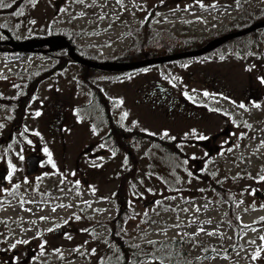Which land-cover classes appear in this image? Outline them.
<instances>
[{
    "label": "rangeland",
    "instance_id": "1",
    "mask_svg": "<svg viewBox=\"0 0 264 264\" xmlns=\"http://www.w3.org/2000/svg\"><path fill=\"white\" fill-rule=\"evenodd\" d=\"M15 2L0 17L11 37L73 32L74 44L99 61L132 50L131 29L147 18L153 36H160L154 41L177 43L212 39L264 14V0H4ZM261 30L250 35L251 50L236 40L206 57L123 75L70 62L41 78L15 127L19 107L0 98V264H264ZM48 54L0 51V96L17 92L23 67L57 62ZM82 77L117 100L110 109L117 123L169 145L155 143L159 151L150 140H138L134 155L108 149L107 128L85 106L95 102ZM35 155L37 167L28 173L27 158ZM119 192L132 213L123 226L125 243L177 240L171 253L155 250L132 263L139 253L117 258L104 239Z\"/></svg>",
    "mask_w": 264,
    "mask_h": 264
},
{
    "label": "trees",
    "instance_id": "2",
    "mask_svg": "<svg viewBox=\"0 0 264 264\" xmlns=\"http://www.w3.org/2000/svg\"><path fill=\"white\" fill-rule=\"evenodd\" d=\"M18 2L11 4L12 7L0 8V17L6 16L11 10H13L17 6ZM244 13H245V11L243 12V14ZM262 17H264V14L255 16V21L261 20ZM253 21H254V19H253ZM150 22H151V19L147 18L144 21V23H142L141 26L131 29V34H132L133 38L136 40V42H135L136 44H134L132 47L133 49L131 48L132 50L126 49L116 58H112L111 60H101V61H117V62L134 61V60H139V59H143L146 57H152V56H157V55H162V54H169V53L189 50V49H186L185 46H190V47H192L191 49H195V48H198V47L204 45L206 42H208L210 40L208 38H205L202 41H197V39L195 37H190V38L186 39V41H183V42L177 41V43H165L164 41L163 42L162 41H154L156 38H159L160 36H156V35L153 36V33L155 31H154V28L151 26ZM246 26L247 25H245L243 27H246ZM243 27H240V28L236 27V28H231V29L229 28V31L238 30V29H241ZM0 28H2V27L0 26ZM261 29L264 30V27L256 29L250 33L245 34V35L230 39V40L226 41L225 43L221 44L220 46H218L217 48H215L214 50L221 49L222 47H224L228 44H232L233 41H236V40L247 41L248 43H245V45H249V50H251L250 41H248V39H249L250 35L254 34L256 31L261 30ZM262 30H261V32H264ZM53 34H60V35L65 36L71 42V44L74 46L75 51L79 55H82L83 57H86V58H89L92 60L99 61L96 57H93L90 54H86L84 52L85 50L83 47H80V46H77L74 44L73 32L68 33V32L59 31V33H52V32L49 33V35H53ZM75 34H78V33L75 32ZM34 37H36V36H34ZM161 42H162V44H161ZM159 43H160L161 47L157 51L155 44H159ZM256 44L258 46L261 45V43L259 42V39H257V38H256ZM212 51H210L206 54L200 55V56L188 57V58H183V59L189 60V59H198L201 56L206 57V55H208ZM248 52H250V51H248ZM48 55L52 56V57H56L55 60H57V62H55L53 65H51L50 67L45 68V69H43V68L42 69H34V68H30V67L26 66V67H23L17 73V76L20 79V86L17 90L16 95H14L12 98H10L9 102L7 101L5 103V105L8 106L9 108H11L9 104L19 107L18 115L13 116V123H14L13 127L17 126L20 123L21 110H22V108L27 107L31 103L33 96L35 94V88L39 84L41 78L48 77V76H50L56 72H60L68 63L75 62L68 56L66 50L51 51V52H49ZM179 60H181V59H179ZM179 60L153 64V65L144 66V67H141L138 69L152 67V66H161V65L166 64V63L179 62ZM77 64L80 65L81 68L84 70L88 69L89 71H94L96 73H105V74H109V75H116L118 73L123 75V74L130 73L134 70H137V69H133V70H127V71H118V72L102 71V70H98V69L88 68V67L81 65L79 63H77ZM23 75H25V76H23ZM80 82L89 88L90 97L93 100V102H95L94 105H88V106L85 105V106L91 108L93 114L95 115V117L97 119L99 126L107 128V132L104 134V140L107 143L106 146L108 149H110L111 151H114L117 148H119V149L125 150V153L127 155H134L135 151H134L133 147L134 146L136 147V143L138 142V140L141 141L144 139H148L151 141V144L153 147L156 145L155 143L161 144V145H165V144L169 145L168 144L169 142L164 141L161 137H159L160 140H157L155 137H153L152 134L146 133L145 131L125 129L122 125L117 123L116 120L114 119V117L110 114V112H111L110 109L112 110V108L114 107V104L117 102V100L114 98L108 97L105 94L104 90L99 85L95 84L94 82H92V80H90V77H88V78L82 77V80H80ZM12 113H13V111H12ZM13 115H14V113H13ZM101 116L103 119L102 121H101ZM100 121H101V123H100ZM7 135H6V137H7ZM147 136L150 138H148ZM155 147H158V146H155ZM158 148H160V147H158ZM161 149L162 148H160L159 151ZM164 151H166V150H164ZM164 151H162V152L164 153ZM119 199H120L121 203L119 204L117 215L112 222L111 233L104 239V242H108V244L111 245L110 247H113L117 251V253H116L117 258H121L123 260V259H126L128 257V254L131 252L139 253V255L136 258H133V259L129 258L131 260H129L128 262L132 263V262H135V260L140 261L143 258L151 257L152 256L151 253H153V251H155V250H162V251L165 250V251H168L171 253V250L177 244V240L173 241L172 243L162 242L159 245H155V243L154 244L149 243L146 246L145 245L144 246L130 245L128 243H125V240H123V235H124L123 226H124V222L129 217L132 216V213H131V210L124 207V204L127 201H126L125 196L122 195V193H120V192H119ZM120 243L122 245H120Z\"/></svg>",
    "mask_w": 264,
    "mask_h": 264
},
{
    "label": "water",
    "instance_id": "3",
    "mask_svg": "<svg viewBox=\"0 0 264 264\" xmlns=\"http://www.w3.org/2000/svg\"><path fill=\"white\" fill-rule=\"evenodd\" d=\"M264 27V19L255 21L249 24L246 27H243L238 30L230 31L228 33L222 34L215 38L210 39L204 45L195 48L189 49L169 54H162L152 57H146L134 61H97L92 60L82 55H79L71 42L63 35L53 34L44 37H34L28 38L25 40H17L11 37L9 32L4 31L6 39L0 41V45L10 46V50L14 52H32V51H42V52H51L56 50H66L68 56L75 62L84 65L88 68H94L104 71H127L138 69L144 66H149L158 63H164L174 60H179L188 57H196L203 54H206L226 41L250 33L256 29ZM43 46L47 48L43 49ZM38 162V156H29L27 158L28 173H32Z\"/></svg>",
    "mask_w": 264,
    "mask_h": 264
},
{
    "label": "snow or ice",
    "instance_id": "4",
    "mask_svg": "<svg viewBox=\"0 0 264 264\" xmlns=\"http://www.w3.org/2000/svg\"><path fill=\"white\" fill-rule=\"evenodd\" d=\"M118 2H119V0H118ZM3 7H12V5H11V4H7V5H5L4 0H0V8H3ZM17 14L22 15L23 13H22V12H19V13H13V15H17ZM33 23H34V21H33ZM204 95L207 96L208 93H204ZM120 103H122V101H120ZM255 106H256V107H259V105H255ZM240 107L243 108L244 105L241 104ZM35 115H36V116H39V115H40V112H36ZM124 115L127 116V113H125ZM36 135H39V133H36ZM164 135H165V136L168 135L167 132H165ZM200 139H204V137L201 136ZM29 143H31V141H29ZM45 151H47V149H45ZM20 159H23V156H21ZM260 180L264 181V176H261V177H260ZM41 219H44V218L42 217ZM262 219H264V218H262ZM201 231H203V229H201ZM209 234L211 235L212 233H209ZM260 239L264 240V237H261ZM13 247H15V245H13ZM41 247H43V245H41ZM258 255H259V252L256 254V256H258ZM256 256H254L253 259H255Z\"/></svg>",
    "mask_w": 264,
    "mask_h": 264
},
{
    "label": "flooded vegetation",
    "instance_id": "5",
    "mask_svg": "<svg viewBox=\"0 0 264 264\" xmlns=\"http://www.w3.org/2000/svg\"><path fill=\"white\" fill-rule=\"evenodd\" d=\"M0 30L1 31H3V33H4V31L5 30H2L1 28H0ZM5 35V34H4ZM1 41V40H0ZM46 48V47H45ZM0 51H3V52H7V53H10V52H14V51H11L10 50V47L9 46H7V45H0ZM15 53H18V52H15ZM19 53H21V52H19ZM49 53V52H48ZM92 69H94V68H92ZM99 70V69H98ZM102 71H104V70H102ZM114 72H118V71H114ZM17 93V92H16ZM16 93L14 94V95H16ZM13 95V96H14ZM13 96H11V97H13ZM34 96H35V94H34ZM34 96H33V98H34ZM0 98L1 99H3V100H5L6 102L8 101L9 102V98H10V96L9 97H6L5 99L3 98V96H0ZM3 100H0L1 102H3ZM33 100V99H32ZM32 102V101H31ZM8 138H9V135L7 136ZM3 137H1V139H2Z\"/></svg>",
    "mask_w": 264,
    "mask_h": 264
}]
</instances>
